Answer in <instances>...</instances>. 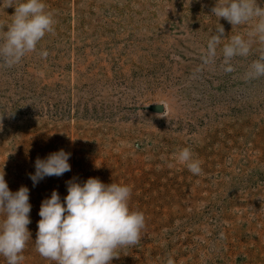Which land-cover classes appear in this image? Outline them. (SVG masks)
<instances>
[{"label": "rangeland", "instance_id": "374dc122", "mask_svg": "<svg viewBox=\"0 0 264 264\" xmlns=\"http://www.w3.org/2000/svg\"><path fill=\"white\" fill-rule=\"evenodd\" d=\"M44 2L54 31L21 63L0 62V172L32 205L21 264H55L35 250L41 202L56 190L63 203L66 181L89 177L130 186V209L145 215L140 243L111 264H264V77L245 78L264 45L222 67L223 45L250 26L218 20L217 0ZM218 23L224 37L205 63ZM184 147L200 175L176 160ZM60 149L71 171L34 187L36 159Z\"/></svg>", "mask_w": 264, "mask_h": 264}, {"label": "clouds", "instance_id": "9594fccd", "mask_svg": "<svg viewBox=\"0 0 264 264\" xmlns=\"http://www.w3.org/2000/svg\"><path fill=\"white\" fill-rule=\"evenodd\" d=\"M7 7L15 11L7 30L0 32V62L12 67L21 63L26 54L38 51L40 41L54 31L56 20L54 13L46 10L44 0L18 3L8 0ZM211 13L218 20H226L232 28L250 26L245 34L233 35L223 45L222 67L226 72H233L234 58H247L254 42L264 45V6L257 0H217ZM215 33L207 41L205 63L215 62L217 58V47L225 33L223 25L218 23ZM261 51L259 58L248 66L246 79L264 77V49ZM39 55L46 58L48 53L40 50ZM70 155L60 149L45 159L38 157L35 173L29 174L33 186L45 177H61L71 171ZM175 158L193 175L202 173V162L194 157L190 147L180 149ZM4 176L0 172V256L6 264H21L31 239L29 189L22 185L12 192ZM66 186L68 194L63 203L56 190L41 202L35 239V250L41 257L55 264H111L114 258H119L118 250L140 243L146 220L142 211L130 209V186L105 184L96 177H89L82 184L66 181ZM166 264L175 262L169 257Z\"/></svg>", "mask_w": 264, "mask_h": 264}, {"label": "water", "instance_id": "95a60500", "mask_svg": "<svg viewBox=\"0 0 264 264\" xmlns=\"http://www.w3.org/2000/svg\"><path fill=\"white\" fill-rule=\"evenodd\" d=\"M162 110V108H159V111H161Z\"/></svg>", "mask_w": 264, "mask_h": 264}]
</instances>
